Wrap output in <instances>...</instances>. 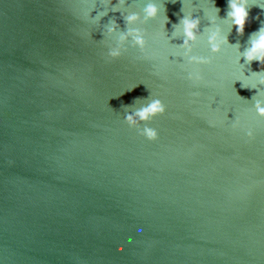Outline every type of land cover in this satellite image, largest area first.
I'll use <instances>...</instances> for the list:
<instances>
[{
	"label": "water",
	"instance_id": "obj_1",
	"mask_svg": "<svg viewBox=\"0 0 264 264\" xmlns=\"http://www.w3.org/2000/svg\"><path fill=\"white\" fill-rule=\"evenodd\" d=\"M148 3L157 18L133 26L144 54L129 41L109 60L116 36L102 32L124 21L101 0H0V264H264V120L253 108L264 88L254 99L241 89L255 78L235 48L211 56L206 32L192 55L208 65L172 56L179 28L167 39L192 13L202 31L215 18L242 52L264 0H248L242 37L216 17L227 0H127L128 11ZM152 99L166 110L141 124L158 134L149 142L124 116Z\"/></svg>",
	"mask_w": 264,
	"mask_h": 264
},
{
	"label": "clouds",
	"instance_id": "obj_2",
	"mask_svg": "<svg viewBox=\"0 0 264 264\" xmlns=\"http://www.w3.org/2000/svg\"><path fill=\"white\" fill-rule=\"evenodd\" d=\"M93 8L95 5L92 6ZM101 7L106 9L103 15H108L110 10L112 13H120L121 19L124 21V28L121 30L120 24L116 22L115 19L110 20L105 26L102 32L103 39L108 37L116 36L114 46H108L107 58L109 60L119 59L122 52L126 51L125 44L129 41L131 46L138 49L143 55L145 52L146 41L145 33L139 28L133 27L137 24H147L149 21H153L157 18L159 14L158 7L153 3H148L142 10V13L129 12L128 8L130 5L127 4V0H101ZM193 7H195L193 5ZM216 7V6H215ZM264 11V9H261ZM183 11V5L180 9ZM220 8L216 7V17L224 20L225 22H230L231 27L235 29L236 35L242 37L245 32V27L249 23V4L248 0H227V12L223 17H220ZM127 13V14H125ZM90 13H85L84 18ZM102 16L97 14V17H93L94 20L99 22ZM259 19V17H256ZM171 23L168 17H165V25ZM172 26V34L167 37L169 43L172 40L178 38L176 29H180L182 36V42L175 47L179 50L178 52L172 53V56L186 61L187 65H208L211 63L210 58H203L199 56L192 55L193 45L196 43L197 38L203 34L207 33V46L209 48L211 56L218 55L224 46H230L237 50L238 52V63L242 59L243 65H246L249 69L250 76L255 78V83L249 86L244 80H237L235 83L239 82L241 89L255 90L256 95H259V89L264 88V21H261L260 27L252 32L247 41V47L241 52L239 44L229 43L227 35L222 34L221 28L217 25V20L215 18H210L208 20V25L203 31L201 30V20L199 16H194L192 13L183 15L177 23ZM230 34V33H229ZM85 36L91 38V33L85 32ZM167 59V58H165ZM256 63L258 66L257 71L252 70V64ZM248 77H245V80ZM187 79L193 81L194 83H199L201 81V76L193 71L189 72ZM139 99V98H136ZM127 107V106H126ZM256 116L261 120H264V102L255 100L253 104ZM165 106L159 99H152L146 105L133 110L131 113H126L124 116V123L131 129H135L137 133L143 136L147 141L154 142L158 138L157 132L150 127L141 128V124L147 125L154 118L162 116L165 113ZM239 125V120L236 119L232 125L235 129ZM249 139L252 138L253 132L249 129L246 132Z\"/></svg>",
	"mask_w": 264,
	"mask_h": 264
}]
</instances>
